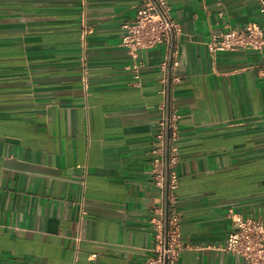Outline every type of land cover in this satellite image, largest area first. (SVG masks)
Listing matches in <instances>:
<instances>
[{
  "label": "crops",
  "instance_id": "0c3cea01",
  "mask_svg": "<svg viewBox=\"0 0 264 264\" xmlns=\"http://www.w3.org/2000/svg\"><path fill=\"white\" fill-rule=\"evenodd\" d=\"M179 24L177 264H245L216 247L264 224V50L208 42L264 16L257 0H169ZM136 0H0V264H143L163 202L152 163L165 46L127 69ZM95 254L94 257L92 255Z\"/></svg>",
  "mask_w": 264,
  "mask_h": 264
},
{
  "label": "built area",
  "instance_id": "2783aa9c",
  "mask_svg": "<svg viewBox=\"0 0 264 264\" xmlns=\"http://www.w3.org/2000/svg\"><path fill=\"white\" fill-rule=\"evenodd\" d=\"M257 1L259 11L264 16V0ZM179 33V24L171 16L169 0H136L134 19L122 25L121 46L130 56L126 68L133 70L136 77H139L142 67L140 50L164 45L166 51L160 80L164 97L162 116L156 133L160 146L154 150L152 163L154 184L161 190L163 202L156 209L157 215L152 221L158 247L155 254L148 256L143 264H177L186 247L179 230L181 213L175 196L179 176L174 168L178 152L176 140L179 115L174 106L175 78L172 72L179 65ZM207 46L212 53L240 49L263 52L264 26L252 22L245 28H228L214 36ZM216 248L238 255L245 264H264V224L258 218L235 213L225 243Z\"/></svg>",
  "mask_w": 264,
  "mask_h": 264
}]
</instances>
